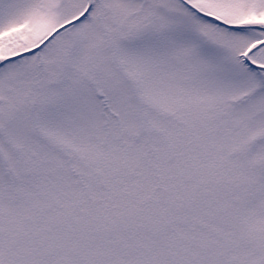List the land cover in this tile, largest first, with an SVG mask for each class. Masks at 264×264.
<instances>
[{
	"label": "snow or ice",
	"instance_id": "snow-or-ice-1",
	"mask_svg": "<svg viewBox=\"0 0 264 264\" xmlns=\"http://www.w3.org/2000/svg\"><path fill=\"white\" fill-rule=\"evenodd\" d=\"M0 264H264V0H0Z\"/></svg>",
	"mask_w": 264,
	"mask_h": 264
}]
</instances>
